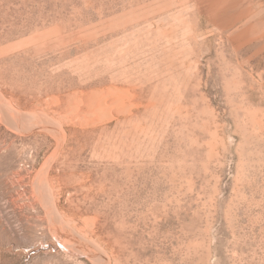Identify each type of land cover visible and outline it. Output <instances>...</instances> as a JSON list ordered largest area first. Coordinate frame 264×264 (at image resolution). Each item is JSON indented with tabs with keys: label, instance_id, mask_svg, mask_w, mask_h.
<instances>
[{
	"label": "rangeland",
	"instance_id": "obj_1",
	"mask_svg": "<svg viewBox=\"0 0 264 264\" xmlns=\"http://www.w3.org/2000/svg\"><path fill=\"white\" fill-rule=\"evenodd\" d=\"M0 264H264V0H0Z\"/></svg>",
	"mask_w": 264,
	"mask_h": 264
},
{
	"label": "bare ground",
	"instance_id": "obj_2",
	"mask_svg": "<svg viewBox=\"0 0 264 264\" xmlns=\"http://www.w3.org/2000/svg\"><path fill=\"white\" fill-rule=\"evenodd\" d=\"M160 256V255H159ZM165 261V260H164Z\"/></svg>",
	"mask_w": 264,
	"mask_h": 264
}]
</instances>
